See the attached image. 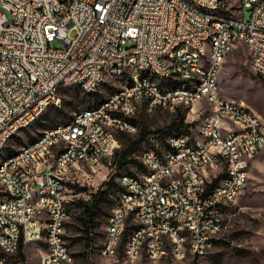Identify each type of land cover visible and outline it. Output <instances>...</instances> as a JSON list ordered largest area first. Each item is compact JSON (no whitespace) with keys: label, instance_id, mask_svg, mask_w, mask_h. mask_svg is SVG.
I'll use <instances>...</instances> for the list:
<instances>
[{"label":"built area","instance_id":"built-area-1","mask_svg":"<svg viewBox=\"0 0 264 264\" xmlns=\"http://www.w3.org/2000/svg\"><path fill=\"white\" fill-rule=\"evenodd\" d=\"M234 1L239 9L250 10L249 19L237 22L236 11H230L225 0H0V143L6 132L42 113L46 102H57L52 91L60 89L61 82L84 79L83 91L100 89L102 83L92 86V79L100 77L102 62L112 58H119V66L109 71V82H114L117 74H134V86L122 83L127 86L128 96L109 106L122 113V124L111 123L109 107L85 115L103 119L110 124V132H100L96 126L84 127L83 119L72 129L48 133L38 148L2 167L0 228L14 235V242H0L2 258L8 249L17 253L20 241L29 244V240L39 239L40 264L70 263L65 238L69 189H63L62 179L70 181L72 170H65L64 162L76 160L75 174L88 162H96V171L104 162H114L120 150L116 134L133 127L131 121L143 102V91L151 90L155 95L147 77L140 76V67L146 65L157 68L159 77L181 78V71H190V78H181L184 81L212 70V79L199 92L208 93L200 117L211 116V124L201 129L199 117L190 122L193 126L179 139L148 138L156 148V155H147L149 166L127 174L125 183H117L115 177L120 203H115L105 225L107 257L125 246L124 232L128 229L137 231L134 259L135 252L146 245H153L156 259L158 249L148 241V233L164 232L165 247L167 241H175L176 245L175 230L167 229L166 220H175L176 228L191 232L197 257L205 256L204 239L215 240L223 231L224 227H217V220L225 218L226 210L235 206L255 150L264 143L260 116L243 103L237 102L235 110H228V99L218 103L220 88L213 83V71L221 69L222 49H229L230 56L232 48L240 44L250 54V65L264 73V0ZM192 6H206L211 13H228L234 31H223L224 23L192 13ZM61 7H69V15H60ZM207 24L221 28V43H214L207 34ZM205 41H212L217 62L196 70L194 59H204ZM172 42H179L178 54L185 55L184 64L174 63ZM189 47L202 48L201 58L189 55ZM158 54H166V61H158ZM127 61H134V69H127ZM199 94L186 98V91H166V96H155L150 111L171 99H193L192 112ZM126 101H134V110H126ZM225 113L237 114V121L225 123ZM233 128H244L248 141L233 137ZM217 130L231 131V139L217 141ZM192 131H199V138H192ZM80 134H88L87 145L77 143ZM205 134H212V141H205ZM192 143H199L198 151L188 152ZM62 145H70V153L60 165H53L54 154ZM164 146H172V153H167L169 164H162L159 156ZM191 158H209V165L196 169L191 166ZM171 165L190 173V180H180V174L168 177ZM219 177H226V184H219ZM215 180L217 183L212 185ZM47 227L55 229L53 243L43 242L42 232ZM181 254L182 250L176 249V257Z\"/></svg>","mask_w":264,"mask_h":264},{"label":"rangeland","instance_id":"rangeland-1","mask_svg":"<svg viewBox=\"0 0 264 264\" xmlns=\"http://www.w3.org/2000/svg\"><path fill=\"white\" fill-rule=\"evenodd\" d=\"M225 4L232 11L238 10L237 1L225 0ZM249 16L250 10L246 9L245 18L249 19ZM70 35H74V32H70ZM205 48L209 52L210 44L206 43ZM120 83L122 81L107 83L98 89L96 95L91 96L83 95L78 89L64 85L59 90L58 105L49 107L33 126L20 131L10 141L0 159L32 143L44 131L68 121L74 113L97 107ZM218 86L223 99L243 103L254 110L264 123V79L256 77L251 72L250 54L245 45L240 44L237 50L224 61L218 75ZM191 106L193 105L180 104L158 107L149 111L148 107L142 104L134 119L136 132L116 134L120 146L119 153L130 147L140 133H145L147 138L158 135L162 141L180 136L178 133L182 131H169L167 128L179 119H183L184 124L197 121L201 116L199 110L202 109V104H196L192 112ZM193 123L197 124V122ZM160 130L162 133L158 132ZM238 130L240 128L232 129V131ZM147 143L148 141L143 142L142 145L139 144L135 152L129 156L131 162L126 167L129 173L141 171L139 160H137L140 151L145 147L154 146L152 141ZM167 148L169 146H164V149H159V151ZM80 168L76 174L74 169H71L70 182L66 180V188L69 189L68 210L70 214L66 223L65 238L70 253L69 264H264V165L251 171L235 206L225 215L223 231L213 241L204 257L198 258L185 253L179 258L166 252L156 259L145 255L135 259L128 258L122 252L114 257L102 254L105 225L118 198L117 184L115 180L110 182V179L119 172L120 167L104 162L95 173H91L92 170L88 167ZM108 182H110L108 186L103 185ZM99 190L108 191L109 198L97 203L92 228L87 231L80 221L82 209L77 207L76 202L91 201L92 196ZM131 223L130 220L128 225ZM22 244L23 259L17 253L6 255L4 264H40L42 253L40 245L30 242Z\"/></svg>","mask_w":264,"mask_h":264},{"label":"bare ground","instance_id":"bare-ground-1","mask_svg":"<svg viewBox=\"0 0 264 264\" xmlns=\"http://www.w3.org/2000/svg\"><path fill=\"white\" fill-rule=\"evenodd\" d=\"M232 11V10H230ZM192 13L201 15V16H209V20H217L218 23L223 24V31H234V24L228 23L230 22V15L228 13H211V8H207L206 6H192ZM60 15H69V7H61ZM237 22L245 21V10L239 9L236 11ZM207 34L211 35L214 38V43H221L223 41V33H221V28L218 24H207ZM206 43L210 44L209 52L206 50ZM236 50L232 48V53ZM180 51L179 42H172L170 45V52L174 55V63L176 64H184L185 63V55L178 54ZM203 54L204 59H194V67L196 70H203L205 65H212L217 62V52L212 49V41H205L203 44ZM189 55L194 58H201L202 56V48L198 47H189ZM229 56V49H222L220 56V68L222 67L226 57ZM158 61H166V54H158ZM119 66V58H112L107 61L102 62V67H100V77H93L92 86H99L102 83L106 85L109 82V71L115 70ZM127 69H134V61H127ZM251 72L264 79V73H260V69L257 66L250 65ZM220 69H215L213 71V83L218 86V74ZM140 76L147 77V84L151 87L153 91H155V95H151V90L143 91V102L141 105H145L148 107L149 111L152 106L155 105V96H166V91H186V98H193V94H199L202 87H205L207 84V80L212 79V70L203 71V75H193L192 80H181V78H190V71H181V78L169 77V76H158V69L154 68L153 65H146L140 67ZM114 81H122V83H127V86H134V74H117L116 79ZM120 83L119 89H114L110 94H108L105 99L95 108L81 110L79 112L74 113L73 117L68 121L58 124L57 126L50 128L44 131L35 141L27 144L25 147L21 148L17 152L7 156L3 159H0V170L2 167L8 166V162L13 159L20 158V155H26L28 150H34L38 148V145L43 144L50 132H62L67 129L74 128L75 125H78L81 120L84 119V127H99L100 132H110V124L104 123L103 119H94V117H85V115L98 114L101 111L107 110L109 106H113L116 103L117 99H124L128 96L127 86H122ZM64 85L72 86L78 89L83 95H93L98 89H94V91H83L84 87V79H76V80H65L61 82V87ZM59 90L54 89L52 91V98H57V102H46L44 104V108L42 113H37L30 120L26 122L24 125L16 126V128L12 131L6 132L4 136V141L0 143V156L6 150L10 141L22 130L28 129L33 126L45 113V111L52 106H56L59 103ZM205 101H208V93H200L199 101L196 103H203V107L205 108ZM218 103H225V99L222 96L218 95ZM193 105V99H171L168 103H162L161 107L167 106H175V105ZM140 105V106H141ZM237 108V103L228 101V110H235ZM126 110H134V101H126ZM109 119L113 124H122V113L116 110V107H109ZM225 120L229 122L237 121V114L225 113ZM211 124V116H202L200 117V128L208 129V125ZM136 126L133 124L131 130L126 133H135ZM233 137H240V142L248 141V134H244V128H241L238 131H232ZM181 137H175L174 139H179ZM192 138H199V131L192 132ZM231 139V131L217 130V141H229ZM205 141H212V134H205ZM77 143L79 145H87L88 144V134H80L77 136ZM151 145V144H150ZM154 147V146H153ZM145 147L143 148L138 156L139 162H141V166H149V159L147 155H156V148ZM264 148V143H259V150H255V156ZM199 150V143H192L188 145V152H195ZM70 153V145H62L61 148L58 149V152H55L53 157V165H60L62 159H65ZM172 153V146L165 149L164 151H159V156H162V164H169V154ZM209 165V158H191V166H194L196 169H203ZM87 167L92 171H96V162H88ZM76 168V160H66L64 162V169L71 170ZM180 174V180H190V173L182 172V167L179 165H171L168 169V177H176ZM125 177H127V173L124 172L117 177V183H125ZM248 179V174H245L244 184H246ZM67 179H62V187L66 188ZM219 184H226V177H219ZM120 203V194H118L117 202ZM223 218H218L217 227H222ZM166 227L168 230H175L176 237V245L175 241H167V248L165 247V239L164 232H156V233H148V241L155 243V249L157 250V258L164 255L166 252L171 255L176 256V249L182 250V254L185 253L191 254L193 256H197V249H193L192 245V233L184 231L183 228H176L175 220H166ZM53 236H55L54 227H47V229L42 232L43 242L53 243ZM137 241V231L136 230H128V233L124 239V245L122 246L123 253L128 258H134V250L136 248ZM214 239L206 238L204 239V251L205 255L209 251L212 246ZM0 242L8 243L14 242V235H11V231L5 230L4 228H0ZM30 243H36L40 245L39 239H31ZM108 249V241H104L102 246V254L107 256ZM15 253V249H8L7 255H11ZM117 253H114L112 257L116 256ZM142 255H146L149 258L154 259V248L153 245H146V248L138 249L135 252V258H138ZM4 258L1 255V244H0V264H4ZM69 264V263H63Z\"/></svg>","mask_w":264,"mask_h":264},{"label":"trees","instance_id":"trees-1","mask_svg":"<svg viewBox=\"0 0 264 264\" xmlns=\"http://www.w3.org/2000/svg\"><path fill=\"white\" fill-rule=\"evenodd\" d=\"M93 95H96L93 94ZM91 96V95H88ZM131 122H133V124L135 125L134 120H132ZM136 126V125H135ZM193 124L192 123H186L184 124L183 119H179L178 121H174L168 128L167 130L172 131V130H177V131H182L180 133H178V135L181 134H185L188 133V128L192 127ZM137 128V127H136ZM159 133H162V131H158ZM129 134V133H128ZM175 135L174 136H178ZM158 136V135H157ZM159 137V136H158ZM172 137V136H171ZM169 138V137H168ZM148 138L146 137L145 133H140L139 137L136 139V141H134L130 147H128L126 150H124L122 153H118L113 164L114 166H119L120 168H118L117 173H115V175H113V177L110 179V182H113L115 177H118L119 175H121L122 173L126 172L127 174H130L126 167L129 165V163L131 162V159H129V156L131 154H133L137 148V146L139 144H143V142L147 141ZM150 141H148L149 143ZM147 143V144H148ZM141 168V165H139ZM119 174V175H118ZM110 182L108 183H104V186H108V184H110ZM217 183V180H215L213 182L212 185H215ZM110 189V186H109ZM108 189V190H109ZM84 190V189H81ZM109 198V193L108 191H98L95 195L92 196V200L91 201H77L76 205L78 208L82 209V217L80 218V221L82 223V225L86 228V230H90L92 228L93 225V220L96 216V206L98 202H103L106 199ZM67 212H68V216H69V210H68V205H67ZM128 233V229L125 230L124 232V239L126 237ZM22 249H23V244L20 241L19 246H18V251L17 254L23 259V254H22ZM119 252L123 253L122 250V246L119 248ZM118 254V253H117ZM124 254V253H123ZM125 256V255H124ZM143 256V255H142ZM146 256V255H145ZM126 257V256H125ZM141 257V256H140Z\"/></svg>","mask_w":264,"mask_h":264},{"label":"crops","instance_id":"crops-1","mask_svg":"<svg viewBox=\"0 0 264 264\" xmlns=\"http://www.w3.org/2000/svg\"><path fill=\"white\" fill-rule=\"evenodd\" d=\"M237 48L238 47H236V50H237ZM235 50V51H236ZM234 51V52H235ZM229 56H227L226 57V59H225V61L227 60V58H228ZM219 75V74H218ZM232 101V100H231ZM196 104H199V103H196ZM195 104V105H196ZM202 104V109H203V103H201ZM199 111H201V109L199 110ZM199 115V114H198ZM225 123H232V122H229V121H226L225 120ZM264 124V123H263ZM241 129V128H240ZM224 131H227V130H224ZM264 165V148L255 156V159L253 160V162H252V164H251V167H250V170H249V174H248V179H249V177H250V173H251V171L252 170H254V169H256V168H259V167H262ZM75 169V168H74ZM248 179H247V181H248ZM68 182H70L69 181V179H68ZM228 212V210H226V213ZM223 221H224V218H223Z\"/></svg>","mask_w":264,"mask_h":264}]
</instances>
